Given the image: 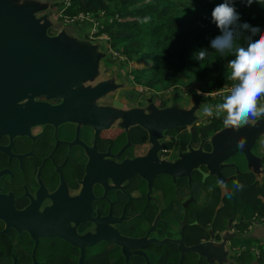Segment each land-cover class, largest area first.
I'll use <instances>...</instances> for the list:
<instances>
[{
	"label": "flooded vegetation",
	"instance_id": "flooded-vegetation-1",
	"mask_svg": "<svg viewBox=\"0 0 264 264\" xmlns=\"http://www.w3.org/2000/svg\"><path fill=\"white\" fill-rule=\"evenodd\" d=\"M191 91L184 92L182 96L189 98ZM126 97L127 106L130 104L128 101H134L135 106L140 104V100L132 99L130 94ZM33 100L52 105L60 102L59 99H46L44 96H36ZM115 116H110L108 120ZM120 116L125 118V112L121 111ZM85 120L48 122L13 136L0 134V264H100L99 252L92 253L91 248L97 244L109 247L111 243L125 257L122 251L124 245L109 240L85 246L81 257L78 246L56 234L62 223L68 228L75 227L78 236L94 233L96 227L103 230L109 226L122 236L139 239L141 245L129 247L130 251L137 252L129 255V264L134 262V256L142 257V264H149V261L151 264H182L183 257L189 256L193 247L187 245L182 236V231L190 226L201 227L196 232L200 239L195 246L209 241L217 249L218 237L213 231L212 217L200 225L189 210L206 208L215 192L218 197L222 195L219 178L225 179V190H231L232 184H236L229 179L233 173L225 167L219 168L215 175L204 177L206 170L203 162L208 160L206 154L216 148L206 140L223 127L203 133L201 127L209 123L207 119L194 125L195 129L192 126L174 128L164 133V140L159 146L149 141L146 131L143 143L140 132H133L131 136V128L135 126L127 129L122 125L113 126L115 123L111 120L112 126L108 125V121L104 128L96 131ZM121 136L128 144L124 149L116 143ZM90 153L98 161L116 165L125 160L135 163L131 165L127 162L123 167H115L114 170L118 169L114 171L118 172L115 176L105 175L103 184H93L89 207L94 218L104 219L100 225L91 221L76 225L67 219L68 214L67 217L61 214L66 212L63 208L75 215L83 212L84 197L87 201L83 195L87 189L84 177ZM235 159L232 157L226 164H233ZM165 168L169 173H160ZM182 170H189L190 173L182 175ZM192 182L198 185L195 196L191 193ZM182 190L186 196L181 200V219L172 218L167 212L170 213ZM205 196H208V201ZM219 203L214 205V212ZM16 212H23L24 215H17ZM236 213L226 228L237 227V224L247 227L260 221L256 212L253 218L238 221ZM109 217L119 221L112 224ZM34 224L45 225L51 232H38L32 229ZM142 224L144 226L140 228ZM168 232L170 234L165 236ZM161 255L165 259L158 263ZM116 261L117 258L110 260ZM183 264L191 263L186 257ZM195 264H199L198 257Z\"/></svg>",
	"mask_w": 264,
	"mask_h": 264
},
{
	"label": "water",
	"instance_id": "water-1",
	"mask_svg": "<svg viewBox=\"0 0 264 264\" xmlns=\"http://www.w3.org/2000/svg\"><path fill=\"white\" fill-rule=\"evenodd\" d=\"M50 3L54 5L57 2L56 0H0V134L13 136L27 132L35 125L69 119H86L84 122L92 124L98 131L104 128L108 121V125H111L110 121L114 119L108 120L110 116L113 117L121 112L109 105H93L95 93L93 90L84 88L83 84L95 78L100 59L105 53L98 51V45L87 41L81 42L74 39L69 42L65 37L67 31L58 28L59 24L56 25L55 13L53 14L51 8L49 10ZM55 27L62 32L56 36H50L48 29ZM66 47L75 50L78 55L77 60L87 65L76 66L72 63L74 62L73 57L59 52L61 48ZM36 96L59 99L60 102L52 105L33 100ZM190 97H192V102L189 104L185 103L181 96L178 99L174 98L173 102L190 110H183L180 114H177V109L169 107L158 110L154 105H152L155 109L153 112L157 113L158 117L145 109L135 114H132L134 111L125 112L124 127L127 129L130 126H140L148 133L149 141L160 146L159 140L164 137L168 129L194 123L192 117H187L191 114L201 117L200 106L202 103L208 104L207 100L200 98L194 91L190 92ZM263 134L264 118L249 123L239 130L225 127L212 136L216 140L214 150L221 151V162H226L237 152H241L247 163L248 170L246 171L253 172L257 180L256 169L259 168L258 162L261 160L253 154L252 148L255 147L256 141L263 137ZM241 139L244 140L243 149L237 147ZM127 162L131 165L135 163L125 160L116 165L108 161L95 160L94 154L90 153V161L84 177L87 189L83 195L87 197V201L84 197L83 212L75 215L63 208L66 214L62 213L61 216L67 217L68 214L67 219L76 225L85 221L100 225L104 219L94 218L89 207L91 188L94 183L103 184L105 175L115 176L118 172L114 173V171L118 169L114 170V168L123 167ZM231 166L234 164H224L221 167ZM165 172L164 170L160 173ZM237 172L240 171L236 169ZM221 186H224L222 180ZM16 213L20 216L24 215L23 212ZM110 218L112 224L119 221L117 218ZM62 224L60 231L56 234L78 246L81 257L85 246L94 245L101 240L123 244L122 251L126 260L132 253H137L130 251L129 247L141 245L139 239L122 236L113 227L108 226L103 230L96 227V232L78 236L75 227L68 228L64 223ZM32 226V229L38 232H51L45 225L34 224Z\"/></svg>",
	"mask_w": 264,
	"mask_h": 264
},
{
	"label": "trees",
	"instance_id": "trees-1",
	"mask_svg": "<svg viewBox=\"0 0 264 264\" xmlns=\"http://www.w3.org/2000/svg\"><path fill=\"white\" fill-rule=\"evenodd\" d=\"M222 2L223 0H69L62 12L70 18L79 13H95L97 19L96 11H103L105 19H99L97 33H106L109 37L106 42L110 47L138 65L132 68V72L146 77L145 82L141 84L144 88L159 91L181 86L191 89L192 84L198 83L203 92L211 93L233 86L234 81L228 79L231 70L227 66L229 61L235 58V48L246 46L247 37L250 35L237 27L239 35L232 52L221 54L210 47L211 40L221 35L219 28L212 21L211 13L217 4ZM63 3L57 2L54 6L62 8ZM234 6L240 15L238 24L248 23L260 27L264 33V0H256L251 6H248L246 0H234ZM55 16L57 17V14ZM202 49H208L209 55L200 61L196 59V53ZM182 77H185L184 81H181ZM135 80L138 78L135 77ZM207 98L208 104L215 105L218 102L210 95ZM208 119L209 123L201 127L203 133L225 128L223 116H212ZM192 127L195 129L194 125ZM133 132H140L142 143L146 140V132L140 126L131 128V136ZM262 140L264 141V134ZM240 156L243 154L237 152L233 157ZM259 160L264 162V155ZM233 174L235 177L229 179L236 184L231 183V190L224 193L223 189L227 187H221L222 195L218 197L215 192L212 202L206 208L189 210L193 217L199 220L200 225L212 217L216 237L226 229L236 211L245 205H250L260 220L264 219V188L260 181L256 180V175L246 170ZM192 186L191 193L195 196L197 182H192ZM218 201L219 206L214 212V205ZM239 227L248 226L237 224V228ZM200 229L201 227L190 226L185 232L182 231L187 245L194 247L198 243L200 236L196 232ZM258 248L260 251L257 256L251 255L249 250H244L231 264H249L251 259L257 264H264V246L259 245ZM97 256L100 264H129L118 251V247L112 243L109 247L104 246ZM113 258H117V261L110 262ZM164 259L165 256L161 255L158 263ZM133 260L132 264L143 263L140 256H134Z\"/></svg>",
	"mask_w": 264,
	"mask_h": 264
},
{
	"label": "rangeland",
	"instance_id": "rangeland-1",
	"mask_svg": "<svg viewBox=\"0 0 264 264\" xmlns=\"http://www.w3.org/2000/svg\"><path fill=\"white\" fill-rule=\"evenodd\" d=\"M64 2L62 4V8L60 6H49L53 10V14H57L60 12V18L55 16V21L57 22L56 25H60L58 28H62L67 31V34H65V37L69 42L71 40L77 39L82 41H87L90 44H96L98 45V51L101 53L104 52L105 54L101 57L99 62L98 71H96L95 78L93 80L86 81L83 84V87L89 90L94 91V101L93 105L95 106H103V105H109L114 110L118 111H124V112H133L132 114H135V112L142 111V109H145L147 112L155 115L158 117L157 113H154L155 109L152 108V105H154L158 110H164V108H173L177 109V114L182 113L183 110L190 111L189 109L185 107H181V105L177 104L176 102H173L174 98L178 99L182 92H187L189 88L187 87H170L165 90H148L147 88H144L141 86L143 82H145L144 79H146L145 76H138L132 72L133 67H137L138 65L134 61H130L128 57L123 56L122 54H119L117 51L113 50L110 45L106 42L109 38L106 33H103L99 35L97 32H94V29L92 26H88L87 20H94L95 13H89L92 15H86L83 13H79L77 16V19L72 22H68L63 16V10L65 9L64 6L68 5L67 1L69 0H56V2ZM60 7V8H59ZM97 12V20H104V12L103 11H96ZM50 18V17H49ZM97 24V23H96ZM48 34L50 36H56L59 32H62L61 30H58L56 27L54 29L50 28L48 29ZM64 34V33H63ZM63 55L71 56L74 58V62H72L76 66H83L87 65L84 62H80L77 60L78 55L76 54L75 50L71 48H61L60 49ZM117 50V49H116ZM135 72V71H134ZM137 77L138 80L134 79V82L130 80V78ZM185 77H182L181 81H184ZM127 82V83H126ZM194 91V93L197 95V92L199 91L201 94H203L206 98L208 93L203 92L200 88L198 83L192 84V88L189 89ZM133 93H135L133 95ZM130 94L132 99H139L140 104L136 105L134 104V101H128L130 104L127 106L125 102L127 101L126 95ZM212 99H214L215 94L209 93ZM138 95V97L136 96ZM184 101L185 103L189 104L192 97L187 98V96L184 95ZM130 100V99H129ZM136 101V100H135ZM159 101V103H158ZM214 105V104H211ZM150 106V107H149ZM157 110V111H158ZM128 116L130 114H127ZM200 116L198 115H189L187 117H192L194 119V123L190 125L185 126H179L175 127V129H182L191 127L196 124H200L201 122H204L208 119V117H205L202 112L200 111ZM128 118V117H127ZM112 121L113 126H125L126 120L120 116V114L116 115ZM129 119V118H128ZM253 123V122H251ZM174 129V128H173ZM172 129V130H173ZM171 130V129H168ZM184 131V130H183ZM164 136V135H163ZM123 136H121L120 139H117V145L121 146L122 149H124L128 144L127 142H124L122 139ZM260 137L259 139H261ZM258 139V140H259ZM164 140V137L159 140L160 142ZM256 141V143L258 142ZM206 141H209L213 148L216 145V140L213 139L212 135L207 138ZM202 146H200L201 148ZM255 147L252 148V152L254 155H256ZM213 150V149H212ZM260 158V157H259ZM264 188V185L262 186ZM248 210L249 216H254L253 210ZM144 224L141 225L140 228H143ZM248 230V229H247ZM252 244H256L257 241L253 239H248ZM103 246L101 244H97L94 247L91 248L92 253H96L101 251Z\"/></svg>",
	"mask_w": 264,
	"mask_h": 264
},
{
	"label": "clouds",
	"instance_id": "clouds-1",
	"mask_svg": "<svg viewBox=\"0 0 264 264\" xmlns=\"http://www.w3.org/2000/svg\"><path fill=\"white\" fill-rule=\"evenodd\" d=\"M253 2L256 0H246L248 6ZM211 16L213 23L221 32V35L210 42V47L218 53L233 51L239 35L237 27L250 33L247 45L235 48V58L231 59L227 66L231 70L228 79L234 81L233 86L226 88L222 96L217 94L220 90L211 92L220 97L221 102L215 105L202 103L200 106V111L205 117L223 116L226 128L239 130L251 122L264 118V33L260 27L248 23L238 24L240 15L234 6V0H223L217 4ZM208 55V49H202L196 53V59L203 61ZM200 94L198 91L197 95ZM244 146L243 139L238 141V148L243 149Z\"/></svg>",
	"mask_w": 264,
	"mask_h": 264
},
{
	"label": "crops",
	"instance_id": "crops-1",
	"mask_svg": "<svg viewBox=\"0 0 264 264\" xmlns=\"http://www.w3.org/2000/svg\"><path fill=\"white\" fill-rule=\"evenodd\" d=\"M88 26L90 25L88 24ZM130 80L134 82V77L130 78ZM183 93L184 92H182L180 96L184 98V95L182 96ZM199 96H202L203 97L202 99H205V100L208 99L203 94H200ZM210 96H213V95H210ZM214 100L218 101L217 103L221 102L220 101L221 98L218 96H215ZM262 138L259 139L258 142L255 144L256 156L260 158L264 155V141L262 140ZM206 155L208 157V160H205L203 162V166L206 170L207 175H204V177H207L212 174L215 175L214 172H218L219 168H222L221 166L227 163L224 161L223 162L220 161L221 151H217L213 149L210 153ZM218 158H219V161L216 162ZM232 163L234 164V166H236V168L234 167L235 168L234 169L232 167H229L228 168L229 173H234V172L236 173V169L240 172L244 170H248L247 163L243 156L236 158L235 161H232ZM258 167L259 168L256 169V172L258 174L257 178L260 181V184L263 186L264 185V162L259 161ZM164 170L166 171L165 174H168V168H165ZM189 173H190L189 170H182V175H188ZM234 177H235V174H232V178ZM219 179H220V182L221 180L223 182L225 180L223 177ZM224 185H225V182H224ZM185 196H186V192L184 190H182L177 195V198L173 203L174 205L170 213L167 212L172 218L181 219L180 217L181 200H183V197ZM205 199L208 201V196H205ZM247 207L249 210H253L250 205H245V207L237 211L235 215L236 216L235 219H237V221L238 220H248V219L253 218L252 216H249ZM253 213L255 214L254 210H253ZM241 228L240 227L237 228L233 225V227L231 226L229 228H226L227 230H223L221 233L219 232L220 236L216 238L217 245H218L217 249H215L209 243V241H206V242L203 241L197 244L196 246L191 247L190 248L191 254L189 256H184L183 260L186 261V257H187V261H189L191 264H195L197 262V257H198L199 264H231L232 262H234V258L237 256L238 252L241 253L244 250H249L251 255L253 256L258 255L260 251L258 246L259 245L264 246V219L260 220L256 224L253 223L249 225L246 229L242 230ZM169 234L170 232L165 234V236ZM245 236H248V237H245ZM248 239H253L257 242L256 244H252L250 241H248ZM153 260L154 258L151 256V261L153 262ZM183 260H182V264H183ZM149 264H151L150 261H149ZM249 264H257V262L251 259Z\"/></svg>",
	"mask_w": 264,
	"mask_h": 264
},
{
	"label": "built area",
	"instance_id": "built-area-1",
	"mask_svg": "<svg viewBox=\"0 0 264 264\" xmlns=\"http://www.w3.org/2000/svg\"><path fill=\"white\" fill-rule=\"evenodd\" d=\"M67 3H68V1H67ZM64 15V14H63ZM86 15H92V14H89V13H87ZM57 17L58 18H60V12H58L57 13ZM68 22H72V21H75V19H77L78 17L80 18V16H73V17H68V16H66V15H64L63 16ZM87 22H88V24H90V23H93V25H90V26H92L93 27V29H94V32H97V29L99 28V26H98V20L97 19H95V17H94V20H87ZM97 23V24H96ZM103 34V33H102ZM226 89H222V90H220L219 92H217V94L219 95V94H221V96H222V94L224 93V91H225Z\"/></svg>",
	"mask_w": 264,
	"mask_h": 264
}]
</instances>
